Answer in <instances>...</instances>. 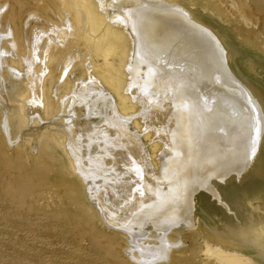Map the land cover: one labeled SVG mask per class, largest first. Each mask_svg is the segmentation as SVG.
<instances>
[{
    "label": "bare ground",
    "instance_id": "6f19581e",
    "mask_svg": "<svg viewBox=\"0 0 264 264\" xmlns=\"http://www.w3.org/2000/svg\"><path fill=\"white\" fill-rule=\"evenodd\" d=\"M60 1L62 14H68L73 28V39L69 38L72 41L67 42V49H60L62 39L60 43L55 42L50 52L32 54L21 10L14 8L2 19L5 22L0 30V71L6 67L10 80L23 76L20 91L14 92L12 98L22 106L25 101L36 108L40 104L38 108L48 116L57 110L58 101L47 94L63 79L56 67L63 62L66 52L78 48L83 50L84 58H91L90 70L88 73L81 70V73L94 81L89 92L97 91L94 97L101 100L105 117L112 116L115 120L112 124L105 123L106 133L101 130L106 135H99L101 146L95 143L98 155L77 170L70 165L85 189L88 203L98 206L102 214L100 217L96 210L100 221L124 237L127 254L132 249L128 257L137 258V264H167L176 258L174 255L171 260L170 256L179 245L169 247L170 230L180 222L186 225L182 226L185 231L198 225L194 212L196 195L204 193L222 207H225L222 198H231L234 194L236 197L232 199L236 200L243 195L248 198L249 211L243 224L227 225L218 233L224 249L215 256V261L216 264L245 261L264 264V213L252 205V190L245 187L250 182L246 181L249 175L245 172L255 161L253 150L258 138L255 135L259 136L260 132L257 127L261 113L241 94L244 90L238 84L234 88L221 83L218 92L207 93L203 86L196 88L176 80L183 71L175 65L180 63L183 67L190 66L203 82L200 73L213 61V48L209 44L200 47L198 55L206 62L205 66L198 62L190 47L182 49L180 44L187 34L185 26L180 24L183 14L179 7L167 4L166 0ZM7 26L12 30V40L7 37ZM215 69L222 72L220 66ZM65 78L62 85L69 87L70 82ZM103 87L117 102L105 98ZM38 92L47 95L40 102L34 98ZM93 107L90 112L98 109L96 105ZM131 114L140 116L132 121ZM245 119L251 127L244 133L239 124ZM128 123L149 141V160L154 165L155 177L144 172L143 161L147 156L137 135L127 131ZM124 171L133 178L128 180ZM98 179L102 185L97 184ZM242 179L245 181L241 186L233 184ZM221 184L225 186L224 194L219 191ZM237 187L241 189L236 190ZM147 225L157 234L153 244L147 243ZM217 240L207 236L206 247ZM247 256L252 259H246Z\"/></svg>",
    "mask_w": 264,
    "mask_h": 264
},
{
    "label": "rangeland",
    "instance_id": "374dc122",
    "mask_svg": "<svg viewBox=\"0 0 264 264\" xmlns=\"http://www.w3.org/2000/svg\"><path fill=\"white\" fill-rule=\"evenodd\" d=\"M166 2L179 7L183 14L180 24L185 26L187 34L184 43L180 44L182 49L190 47L203 66L206 62L198 55L200 47H208L209 44L215 52L213 61L200 73L203 82L197 79L190 66L183 67L180 63L175 65L183 71L176 80L196 88L203 86L207 93L218 92L221 83L234 88L238 84L244 90L241 94L246 95V99L249 98L261 113L262 121L260 118L257 127L260 132L259 136L255 135L258 138L253 150L255 161L245 172L249 175L246 181H250L245 187L252 190V205L258 206L264 213V0ZM0 6V30L5 22H2L3 16L20 8L23 29L34 55L41 51L50 52L55 42L60 43L62 39L64 43L59 47L67 49V42L72 41L69 38L73 39L70 18L66 12L62 14L60 0H0ZM7 35L12 40L10 26ZM82 53L83 50L72 48L56 67V72L63 74V79L68 77L65 80L70 82V86L62 85L64 80L61 78L62 81H57L48 91L47 95L58 101L57 110L48 116L38 108L40 104L36 108L25 101L22 106L12 98L20 91L23 76L10 80L6 67L3 72L0 71V264H137V258L135 260L133 255L128 257L132 249L127 254L124 237L100 221L97 212L100 217L102 214L98 206L88 203L85 189L78 183L70 165L73 164L77 170L82 163L87 164L97 156L99 152L95 143L99 135H106L105 123L112 124L115 120L112 116L105 117L101 100L98 96L94 97L97 91L89 92L93 80L83 75L81 70L88 73L92 60L84 58ZM217 66L222 72L215 69ZM104 89L105 98L117 102ZM47 95L38 92L34 98L39 101ZM93 105L101 110L96 108L90 112L94 109ZM247 113L250 118V112ZM139 116L133 115L132 121ZM128 124L127 131L137 135L147 156L143 161L144 172L155 177L154 165L149 160V141L132 129V123ZM239 126L245 133L251 124L245 119ZM99 144L101 146V142ZM257 169L258 172L254 173ZM123 173L128 180L133 178L126 171ZM244 181L236 180L233 184L241 186ZM96 182L102 185L101 179ZM222 188L225 186L221 184L219 191L224 194ZM234 197L232 194L231 198H222L225 203L222 207L204 193L196 195L194 212L198 225L185 231L182 229L186 225L180 222L170 230L167 235L169 247L179 245L170 256L171 260L174 255L176 258L167 264H216L215 256L224 249L218 233L227 225L235 227L243 224L249 211L246 196L239 195L236 200L232 199ZM156 235L147 225L146 237L150 239L147 243H155L153 239ZM207 236L218 239L210 245L211 248L206 247ZM208 249L211 252L207 253Z\"/></svg>",
    "mask_w": 264,
    "mask_h": 264
}]
</instances>
